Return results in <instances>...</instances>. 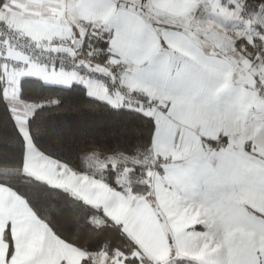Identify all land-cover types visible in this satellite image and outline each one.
<instances>
[{"label":"crops","instance_id":"obj_1","mask_svg":"<svg viewBox=\"0 0 264 264\" xmlns=\"http://www.w3.org/2000/svg\"><path fill=\"white\" fill-rule=\"evenodd\" d=\"M129 1L6 0L0 7L1 23L51 51L77 55L73 41L83 40L87 23L111 31L110 60L77 55L84 62L79 69L40 62L11 45L6 54L0 51L5 92L26 141L25 171L102 206L157 256L170 252L163 213L177 257L205 264H264V96L257 90L264 78L244 74L204 38L210 31L244 60L236 39L264 36V25H256L264 24V12L244 14L243 0ZM156 15L193 25L204 19L213 28L195 25L199 32L194 34L176 28L163 34L153 21ZM257 61L261 64L259 57ZM26 75L63 85L79 82L89 94L118 105L128 106L120 86L152 95L159 105L150 109L155 121L152 152L162 160L160 172L149 171L157 205L147 194L127 195L42 152L27 128L34 106L19 97ZM107 76L113 77L111 83ZM86 255L59 237L19 193L0 183V264H81ZM93 260L128 264L105 251Z\"/></svg>","mask_w":264,"mask_h":264},{"label":"trees","instance_id":"obj_2","mask_svg":"<svg viewBox=\"0 0 264 264\" xmlns=\"http://www.w3.org/2000/svg\"><path fill=\"white\" fill-rule=\"evenodd\" d=\"M118 1L131 4L129 0ZM5 2L0 0V7ZM243 11L244 14L264 12V0H243ZM153 21H158L157 17ZM110 40V30L87 23L76 53L108 62L113 55ZM236 43L246 57L257 61L258 47L254 42L240 36ZM5 88L6 79L0 71V183L19 193L59 237L84 250L87 255L81 264H94V254L101 251L109 257L118 254L128 264H159L143 253L123 224L102 206L25 171L26 141ZM19 97L34 106L27 128L42 152L65 162L76 172L100 177L113 187L128 188L136 195L148 193L155 129L150 113L91 95L79 82L49 83L36 75L22 77ZM6 238L11 254L13 241L9 231ZM169 263L196 262L179 256Z\"/></svg>","mask_w":264,"mask_h":264},{"label":"built area","instance_id":"obj_3","mask_svg":"<svg viewBox=\"0 0 264 264\" xmlns=\"http://www.w3.org/2000/svg\"><path fill=\"white\" fill-rule=\"evenodd\" d=\"M224 1L226 2L228 0ZM252 42H254L258 47V57L264 67V36L262 34H257L253 37ZM10 45L18 51L24 53L26 56L32 57L40 62L70 65L77 69L84 66V62L79 61L76 57L77 55L63 51H51L43 48L42 46H38L33 39L14 32L11 27L0 22V51L6 54ZM17 63L21 66L24 65V61L22 60L17 61ZM86 71L87 73L92 72L90 69ZM114 74V76L117 75L115 70ZM112 80L113 77H106V82L111 83ZM111 90H113V88ZM118 90L124 96L125 102L128 106L135 107L136 105H141L143 110L147 113H151L150 109L152 106H155L156 108L159 107L157 101L152 95H147L136 88L128 89L120 86ZM257 90L259 95L264 96V83H260L257 86ZM161 163V158L154 159L151 170L153 172H160L162 169Z\"/></svg>","mask_w":264,"mask_h":264},{"label":"rangeland","instance_id":"obj_4","mask_svg":"<svg viewBox=\"0 0 264 264\" xmlns=\"http://www.w3.org/2000/svg\"><path fill=\"white\" fill-rule=\"evenodd\" d=\"M220 1V0H219ZM221 2V1H220ZM202 4H206L205 1L202 2ZM222 9L221 3L219 5V11ZM168 16V17H167ZM164 16L163 20H159L160 16L158 17V15H156L157 17V23L156 25H158L159 30L164 34V32L168 31V29H180L181 31H184L186 33H190V34H194V32L198 31L197 29L194 28L195 25L201 26V27H205L207 29L210 30V28H213L208 21H205L204 19L202 21L196 22L194 25L191 23H184V22H176L174 19H172L173 16L171 15H167ZM216 30H219V28L214 27ZM220 31V30H219ZM199 32V31H198ZM225 32H228L227 30H225ZM196 36V35H195ZM197 37V36H196ZM204 38H207L206 40H211L213 41L212 46L215 52L224 54L225 57H227L228 59L231 60V62H233L235 65H239V70H242L244 72V74L250 73L253 74V78H256V74L263 77L264 78V73L261 70V64L258 61L253 62L250 58H246L244 60H242V56L239 58V56H236L234 53H232L228 48L224 47L221 45V38L215 36V34H211L210 31H208L206 33V35L204 36ZM197 39L199 41L202 42L201 38L199 39V37H197ZM210 44V43H209ZM242 72V73H243ZM252 76V75H251ZM24 127V125H23ZM114 158V157H113ZM155 159V158H154ZM116 161V160H115ZM154 162V161H153ZM116 188V187H115ZM121 190L123 193L129 195V192L133 193L130 189L128 188H116ZM134 194V193H133ZM134 197H137L136 194H134ZM141 196V195H140ZM147 196H149V198L153 199V186H152V181H150V189L147 193ZM154 201V205L156 206V201L153 199ZM163 219V224L166 228V236L168 237L169 240V246H170V252H168L167 254H163L161 256H157L156 254H153L152 252H150L145 246L142 245V250L143 253L150 257L153 261H161V262H166V264H171L169 263L171 260H173L176 256V248H175V244L173 241V232L171 230V228L169 226L166 225V218L163 215V213H161L160 215ZM188 258V257H187ZM194 260V259H193ZM196 263L195 264H205L202 261H198V260H194Z\"/></svg>","mask_w":264,"mask_h":264},{"label":"water","instance_id":"obj_5","mask_svg":"<svg viewBox=\"0 0 264 264\" xmlns=\"http://www.w3.org/2000/svg\"><path fill=\"white\" fill-rule=\"evenodd\" d=\"M199 15H200V13H199ZM82 41L83 40L80 37L75 38L73 41V47L76 49L80 48V46L82 45Z\"/></svg>","mask_w":264,"mask_h":264}]
</instances>
